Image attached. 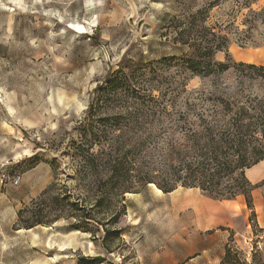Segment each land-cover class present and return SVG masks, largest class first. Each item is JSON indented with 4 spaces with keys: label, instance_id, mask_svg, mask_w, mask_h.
I'll list each match as a JSON object with an SVG mask.
<instances>
[{
    "label": "rangeland",
    "instance_id": "1",
    "mask_svg": "<svg viewBox=\"0 0 264 264\" xmlns=\"http://www.w3.org/2000/svg\"><path fill=\"white\" fill-rule=\"evenodd\" d=\"M211 1L0 0V264H79L94 257L99 264H219L226 244L246 264H264L259 213L249 211L248 223L241 221L233 230L203 228L200 218H207L208 210L200 216L198 202L213 198L196 187L157 192L148 183L124 193L123 213L117 223L105 225L121 229L119 237L106 240L102 226L75 229L64 217L31 228L18 223V211L30 207L51 182L65 191L75 185L69 178L70 144L78 140L95 86L121 63L146 65L185 53L186 46L163 34L165 25ZM262 7L264 0H219L209 9L205 23L225 35L233 61L264 64V22L244 31L249 11ZM214 58L223 61L226 54L218 51ZM155 67L163 69L162 85L154 87L215 90L209 79L185 78L175 66ZM147 76L157 81L152 73ZM235 78L225 74L217 88H227L242 102L261 99L264 104V82L240 84ZM149 83L139 81L137 87L154 82ZM52 163L58 164L56 170ZM259 186L264 196V182Z\"/></svg>",
    "mask_w": 264,
    "mask_h": 264
},
{
    "label": "trees",
    "instance_id": "2",
    "mask_svg": "<svg viewBox=\"0 0 264 264\" xmlns=\"http://www.w3.org/2000/svg\"><path fill=\"white\" fill-rule=\"evenodd\" d=\"M218 1L194 12L184 11L166 23L163 34L173 44L186 46L185 53L163 56L146 65L121 63L106 74L103 84L95 86L86 121L77 131L78 140L70 144L74 163L69 178L75 185L65 191L51 182L30 207L18 211L19 224L31 228L64 217L73 220L70 226L75 229L99 231L102 226L104 240L110 235L119 237L121 229H106L105 225L117 223L123 213L124 193L139 191L148 183L163 192L178 185L196 187L218 200L241 195L253 210L255 185L245 170L264 159L263 100L242 102L227 94V88L217 87L229 73L240 84L264 82V64L230 58L225 35L205 23L209 9ZM249 16L244 31L264 22V7L250 10ZM218 51L225 52V60L214 58ZM155 66H175L185 78L209 79L215 90L154 87L162 85L163 69ZM150 73L157 81L148 79ZM139 81L154 83L140 88ZM52 166L56 170L58 164ZM77 190L88 194L75 193ZM27 211L30 214L23 216ZM100 262L94 257L79 264ZM219 264L246 263L226 244Z\"/></svg>",
    "mask_w": 264,
    "mask_h": 264
},
{
    "label": "crops",
    "instance_id": "3",
    "mask_svg": "<svg viewBox=\"0 0 264 264\" xmlns=\"http://www.w3.org/2000/svg\"><path fill=\"white\" fill-rule=\"evenodd\" d=\"M245 174L247 179L255 185V188L252 190L253 211L256 212V214L259 213L256 226L260 238L258 243L264 250V196H262V190L259 186L260 182H264V159L247 168ZM198 211L200 216L202 212H208L207 218H200L199 224L202 225L203 228L224 225L228 230H233L241 221L240 224H245L247 222L248 214L251 209L247 208L244 197L240 195L234 199L199 201ZM227 236L228 234L224 235L225 239Z\"/></svg>",
    "mask_w": 264,
    "mask_h": 264
},
{
    "label": "bare ground",
    "instance_id": "4",
    "mask_svg": "<svg viewBox=\"0 0 264 264\" xmlns=\"http://www.w3.org/2000/svg\"><path fill=\"white\" fill-rule=\"evenodd\" d=\"M75 27H77V28H79V29H84V26L81 25V24H78V25H76ZM150 185L153 186V187L156 189L157 192H162V190L159 189L157 186H155V184L150 183ZM174 190H175V189H174ZM187 199H188V198H187ZM192 202H193V201H192Z\"/></svg>",
    "mask_w": 264,
    "mask_h": 264
},
{
    "label": "built area",
    "instance_id": "5",
    "mask_svg": "<svg viewBox=\"0 0 264 264\" xmlns=\"http://www.w3.org/2000/svg\"><path fill=\"white\" fill-rule=\"evenodd\" d=\"M15 184H17L18 183V179H14V181H13Z\"/></svg>",
    "mask_w": 264,
    "mask_h": 264
}]
</instances>
